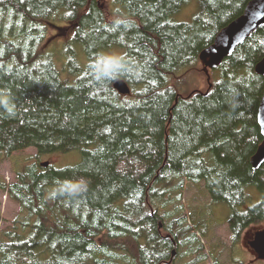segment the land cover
<instances>
[{
    "label": "trees",
    "instance_id": "1",
    "mask_svg": "<svg viewBox=\"0 0 264 264\" xmlns=\"http://www.w3.org/2000/svg\"><path fill=\"white\" fill-rule=\"evenodd\" d=\"M190 1L0 0V91L16 104L14 116L0 108V152L82 155L61 169L33 162L15 182H0L19 206L0 231V264H175L173 250L196 241L175 206L187 182H203L212 204L231 209L232 243L264 223V162L250 164L261 143L264 78L254 66L264 57V24L223 59L217 82L180 96L171 77L193 68L249 0H196L190 21H176ZM49 26L68 39L71 79L43 51ZM100 53L125 56L139 75L95 82L88 65ZM118 79L129 95L114 90ZM65 180H83L86 191L53 198ZM249 189L260 198L247 206Z\"/></svg>",
    "mask_w": 264,
    "mask_h": 264
},
{
    "label": "rangeland",
    "instance_id": "2",
    "mask_svg": "<svg viewBox=\"0 0 264 264\" xmlns=\"http://www.w3.org/2000/svg\"><path fill=\"white\" fill-rule=\"evenodd\" d=\"M96 2L102 5V7L108 6V0H96ZM197 7L198 2L191 0L175 14V20L178 22L190 21L194 14H196ZM54 34H56V30L49 26L43 51L51 57L58 70H60L62 77L67 80L71 79L70 72L68 71L69 62L66 54H63L69 44L66 43L68 39L54 37ZM78 47L76 46L77 58L80 51ZM78 59L83 63L84 59L82 57L79 56ZM220 73L219 67L211 69L208 71L209 78H207V75L203 71V66L200 60H198L193 68L171 77V83H177L178 94L186 96L194 90L203 92L208 89L209 84L217 82L220 79ZM35 154L36 151L33 148L10 155H4L0 152V182H15L16 172L33 162L39 164L47 161L48 165L61 169L76 165L82 159L80 150H73L62 154L57 152L49 153L41 156L39 159L35 158ZM248 192L252 195L251 201L247 203V206H250L259 200L260 195L257 190L249 189ZM179 205L182 206L183 212L188 216L187 225L193 229L196 241L192 244L185 242L184 244H180L176 251L173 250L172 257L176 259L175 264H186L196 256L202 255L204 257L196 264H264V259L259 258L256 252L249 246V241L254 238L255 233L264 231V223L249 226L242 233L240 240L232 243L227 222L231 216V209L224 204H212L203 182L196 185L187 182L181 193L180 200L176 201L175 206ZM175 206L170 204L167 208L174 210ZM18 212V204L12 201L7 193L0 189V231L11 225L12 220ZM200 245L202 249L192 254V251Z\"/></svg>",
    "mask_w": 264,
    "mask_h": 264
},
{
    "label": "water",
    "instance_id": "3",
    "mask_svg": "<svg viewBox=\"0 0 264 264\" xmlns=\"http://www.w3.org/2000/svg\"><path fill=\"white\" fill-rule=\"evenodd\" d=\"M263 24L264 0H249L245 4L242 13L223 26L213 38L212 43L199 53L198 58L207 78H209V70L218 67L224 58L232 54L238 45L242 44L246 38ZM254 72L264 78V57L255 64ZM112 87L120 95L130 94L129 86L122 79L113 82ZM256 119L261 143L250 158L253 170L258 169L264 162V92L257 109ZM40 165L46 167L48 162H41ZM249 246L259 258L264 259V231L256 232L254 238L249 241Z\"/></svg>",
    "mask_w": 264,
    "mask_h": 264
},
{
    "label": "clouds",
    "instance_id": "4",
    "mask_svg": "<svg viewBox=\"0 0 264 264\" xmlns=\"http://www.w3.org/2000/svg\"><path fill=\"white\" fill-rule=\"evenodd\" d=\"M121 24L127 25L128 21L117 20L115 26ZM89 73L92 79L97 83H104L116 79L121 75L131 74L138 76L134 63L123 55H114L111 53H100L93 62L88 65ZM0 108H2L9 116L16 114V104L11 95L6 91H0ZM86 191V184L83 180H65L59 182L51 192L53 198L58 196L77 198Z\"/></svg>",
    "mask_w": 264,
    "mask_h": 264
}]
</instances>
